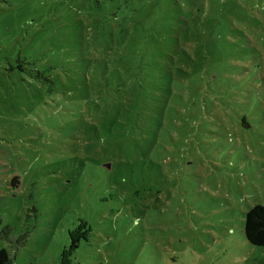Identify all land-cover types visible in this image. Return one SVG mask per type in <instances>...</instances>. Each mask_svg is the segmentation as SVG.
<instances>
[{
    "label": "rangeland",
    "instance_id": "obj_1",
    "mask_svg": "<svg viewBox=\"0 0 264 264\" xmlns=\"http://www.w3.org/2000/svg\"><path fill=\"white\" fill-rule=\"evenodd\" d=\"M255 204L264 0H0L13 264H264L243 234Z\"/></svg>",
    "mask_w": 264,
    "mask_h": 264
},
{
    "label": "trees",
    "instance_id": "obj_2",
    "mask_svg": "<svg viewBox=\"0 0 264 264\" xmlns=\"http://www.w3.org/2000/svg\"><path fill=\"white\" fill-rule=\"evenodd\" d=\"M17 68L19 70L28 71L26 68H23L21 64L18 65ZM30 75L46 84L48 90H52L53 82L45 76L43 71H36L35 75ZM131 92L133 93V91ZM86 226L87 224L85 222L80 223V225L77 227V234L70 238V243L66 250L69 256L75 252L82 239H87L90 230H88ZM243 234L245 240L250 245L260 247L264 252V206L255 204L249 208L247 212H245L243 221ZM0 236L6 244H11L12 241L10 239V229L2 228L0 231ZM25 238L26 235L24 234L19 236V238L16 240V243L20 244L21 242H24ZM0 264H13L11 254L6 247L0 248Z\"/></svg>",
    "mask_w": 264,
    "mask_h": 264
},
{
    "label": "water",
    "instance_id": "obj_3",
    "mask_svg": "<svg viewBox=\"0 0 264 264\" xmlns=\"http://www.w3.org/2000/svg\"><path fill=\"white\" fill-rule=\"evenodd\" d=\"M16 183H17V178L14 177V178L11 180V186H12V187H15Z\"/></svg>",
    "mask_w": 264,
    "mask_h": 264
}]
</instances>
